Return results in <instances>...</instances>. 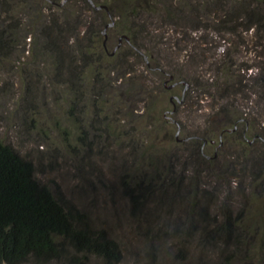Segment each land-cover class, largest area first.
I'll return each mask as SVG.
<instances>
[{
  "label": "rangeland",
  "instance_id": "1",
  "mask_svg": "<svg viewBox=\"0 0 264 264\" xmlns=\"http://www.w3.org/2000/svg\"><path fill=\"white\" fill-rule=\"evenodd\" d=\"M85 1L0 0V142L116 264H264V0Z\"/></svg>",
  "mask_w": 264,
  "mask_h": 264
},
{
  "label": "trees",
  "instance_id": "2",
  "mask_svg": "<svg viewBox=\"0 0 264 264\" xmlns=\"http://www.w3.org/2000/svg\"><path fill=\"white\" fill-rule=\"evenodd\" d=\"M63 242L75 254H93L104 264L121 260L116 242L94 231L74 207L65 208L34 178L32 163L0 142V264H22L29 258L47 264L62 256ZM83 258L75 264H90Z\"/></svg>",
  "mask_w": 264,
  "mask_h": 264
},
{
  "label": "water",
  "instance_id": "3",
  "mask_svg": "<svg viewBox=\"0 0 264 264\" xmlns=\"http://www.w3.org/2000/svg\"><path fill=\"white\" fill-rule=\"evenodd\" d=\"M65 2H66V0H63L62 4H64ZM90 3H91V2H90ZM92 5H93V3H92ZM93 6H94V5H93ZM94 7H95V6H94ZM96 9H97V10H100V9L108 10V8L105 7V6L96 7ZM108 15H109V14H108ZM114 25H115V22H114V21H111V23L108 24V25L105 27V31L103 32V34H104L105 37H107L106 30L109 29L110 27L114 26ZM123 40L129 42L130 39H129L127 36H122V37L119 39V46L121 45V43H122ZM105 42H106V41H105ZM119 46H118V47H119ZM118 47H117V48L114 50V52L112 53L113 55L115 54V52H116V50L118 49ZM172 79H173V77L171 76V77H170V80H172ZM172 87H173V86L169 87V89L172 88ZM205 143H206V142H205Z\"/></svg>",
  "mask_w": 264,
  "mask_h": 264
},
{
  "label": "flooded vegetation",
  "instance_id": "4",
  "mask_svg": "<svg viewBox=\"0 0 264 264\" xmlns=\"http://www.w3.org/2000/svg\"><path fill=\"white\" fill-rule=\"evenodd\" d=\"M164 73V72H163ZM165 74V73H164Z\"/></svg>",
  "mask_w": 264,
  "mask_h": 264
}]
</instances>
